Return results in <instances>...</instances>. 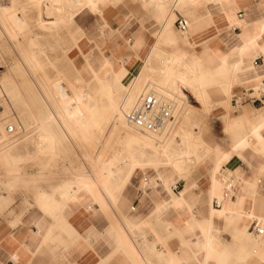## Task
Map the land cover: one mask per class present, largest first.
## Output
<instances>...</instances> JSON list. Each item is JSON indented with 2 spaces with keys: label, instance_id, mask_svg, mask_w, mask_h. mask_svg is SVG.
<instances>
[{
  "label": "crops",
  "instance_id": "1",
  "mask_svg": "<svg viewBox=\"0 0 264 264\" xmlns=\"http://www.w3.org/2000/svg\"><path fill=\"white\" fill-rule=\"evenodd\" d=\"M149 2L112 0L100 15L109 33L129 24L131 35L124 50L131 54H120L122 48L117 50L115 39L103 47L115 56H128L129 73L125 71L123 76L136 74L146 58L154 61L156 56L157 60L158 51H174L180 56L205 52L202 61L207 52H216L227 62L237 60L240 70L257 59L255 68L264 85V46H245L240 37L246 27L252 33L260 29L264 0H178L172 21L159 5H144ZM179 15L190 18L188 41L175 24ZM261 32L258 42L264 44ZM59 33L68 32L62 29ZM136 42L138 49H134ZM254 74L251 70L240 73L230 92L215 93L229 96L235 88L233 111L247 101L264 103V93L251 95L261 86L257 87ZM111 75L114 83V70ZM155 81L164 84L158 77ZM116 82L120 84V78ZM156 82L155 86H161ZM238 95L245 99L235 106ZM207 96L208 92L203 101ZM257 97L262 101H253ZM263 107L257 111L246 107L229 117L231 131H225V124L214 142L203 139L213 149L211 161L185 175L174 168L133 174L124 195L116 203L110 199L107 207L95 200H81L62 207L55 217L39 207L27 213H20L22 208L17 207L12 213L0 214V264H264V231L252 230L255 222L264 228V151L254 131L256 126L260 128L261 121L256 123V119ZM242 135L248 138L240 142ZM166 221L178 226L172 236L163 231Z\"/></svg>",
  "mask_w": 264,
  "mask_h": 264
},
{
  "label": "bare ground",
  "instance_id": "2",
  "mask_svg": "<svg viewBox=\"0 0 264 264\" xmlns=\"http://www.w3.org/2000/svg\"><path fill=\"white\" fill-rule=\"evenodd\" d=\"M35 1L41 5V9L43 10L41 20L44 21V24L48 21L50 27H54L65 20H71L74 15L86 9L92 12L102 11L109 2H112V0ZM210 1L216 0H208V2ZM144 5L150 7L159 5L161 11L168 12L170 21L175 18V9L179 6L178 0H150L149 4L144 3ZM22 11L23 7L19 6L15 0H11L8 4L0 3V38H4L5 42L7 41L11 44L12 48L16 47L17 51L19 50V62L29 75V78L33 77L35 79L34 90L40 93V100L45 104L47 109V116L41 119V121H37L41 129L36 136L38 153H55L60 138L53 130L54 126H41L45 121L48 124L55 123L56 127L66 138L81 143L88 140L98 130H102L105 127L104 123L112 121L114 128L109 139L117 138L120 142L119 147L115 148L109 144L113 148L103 150L95 159L86 153L85 156L89 157L86 160L90 162L91 169L75 172L73 176L62 180L57 188L40 193L38 196L39 204L44 210L53 215L60 213V209L67 204L81 200H95L100 204V207H107L109 200L113 198L116 192L125 187L137 170H142L145 173L148 169L165 170L174 168L177 173L185 175L193 167L192 165L197 164L196 162L201 159L200 151L198 152V149H200L199 142L196 141L198 135L195 136V133L193 134L191 131L180 132L181 130L177 132L175 126L167 133L166 131L144 132L129 123L127 113L137 103L141 92L148 83L147 81L151 79L157 80L158 77L162 82L164 81V84L156 82V85L157 83L158 85L160 84L159 88L163 89L165 87L163 85L167 81H171L173 75H177L186 63L191 62L194 66L195 77L199 79V83L202 84L203 88H199L198 82H194L191 79L190 82L189 78L184 74L179 76L192 84V90L195 91V94L199 93L197 99L199 102L203 101L202 96H205L209 90H213L214 92H230L233 84L238 81L239 74L247 70L255 72L254 79L257 85L262 83L261 74L258 73L254 63L250 67L240 70L237 60L227 62L224 58L218 56L216 52H207L206 60L202 61L206 55L205 52L198 55L180 56L176 52L169 50V52L161 51V53L158 51L160 56H157L159 57L157 60L160 61V64L159 62L156 63L160 66H158L160 69L154 63L156 56L154 61L153 58H151L152 60L150 58L147 60L146 58L139 71L127 82L125 80L128 74L126 76H123V74L125 71L129 73V68L125 64L128 56L123 58L120 65L121 70L118 73L115 72V75H113L116 81L120 78V84H117L116 81L112 82L111 73L114 70L115 58L108 53L103 56L101 61L97 56L86 55L82 66L79 67L76 62H72L73 57L65 56V61L68 62V73L67 69H65L61 70L60 75L64 74L66 78L67 76L70 78L73 75L72 82L69 79L68 82L67 79L64 82L58 77L48 80L46 73L43 72L39 58L32 51L31 42H29L30 37L26 46L22 47L24 41L22 36L24 37L27 33H30L27 27L28 22ZM188 19L190 22V18ZM256 22L260 23L259 21ZM259 28V30L253 33L249 31L248 27L244 28L240 37L245 46L254 43L260 47L264 46V44H259L258 42L262 33L261 31H264V20L260 23ZM188 32H190L189 27L184 31L185 39H183L186 41L189 40L187 36ZM153 50L157 51V49ZM161 50L163 49L161 48ZM152 53L150 55H153ZM154 55L151 57H154ZM151 61L155 65L151 64ZM154 66L159 69V74ZM77 78H80L86 84L77 86ZM93 80L97 81L96 84L92 85L93 93L87 94L85 87L89 86ZM174 80L170 82V85L167 83L169 86L166 90L172 87ZM221 80H225V82H217ZM210 81L213 82L210 83ZM117 85H119V88H117ZM12 87V83L8 82L6 75L4 77L0 76V93H2L0 94V100H4L1 95L8 93ZM121 87L125 89L124 93H121L119 90ZM7 105H3L4 109L0 110L1 130L7 121L8 113L13 112L14 109L13 104L9 103ZM260 112L261 114L257 117L256 123L260 120L261 125L260 128L256 126V130L254 131H256V140H260L261 143L263 142L260 148L264 151V107ZM174 130L180 134L179 139H176L177 136H175ZM248 136H250V133ZM246 138L242 135L240 142H243ZM240 142L237 146L241 144ZM23 146L25 145L18 143V139L10 141L7 145H3L2 150H0V161L6 165L7 170H15L14 166L10 164L11 159L16 156L17 151ZM108 151H110V155L106 157ZM219 163L216 164L220 165ZM262 169H264V164ZM173 228L176 231L178 226L174 225Z\"/></svg>",
  "mask_w": 264,
  "mask_h": 264
},
{
  "label": "rangeland",
  "instance_id": "3",
  "mask_svg": "<svg viewBox=\"0 0 264 264\" xmlns=\"http://www.w3.org/2000/svg\"><path fill=\"white\" fill-rule=\"evenodd\" d=\"M10 1L11 0H0V3L8 4ZM15 1L19 6L23 7L22 13L28 22L27 27L30 32L27 33L26 36H22L24 40L22 47L24 48L26 46L30 37L31 39L29 42H31L32 51L39 58L43 72L46 73L48 80H53L57 77L64 82L66 79L67 82L68 79L70 81L73 80V75H71L70 78L68 76L66 78L64 74L60 75L61 70L65 69H67L66 71L68 73V62L65 61V56L70 58L73 57L72 62L81 65L86 55L97 56L101 61L103 56L108 53L115 58L114 71L118 73L121 70V60L127 55L115 56L103 47H107L110 41L115 39L117 50L122 48L118 51L120 54L126 52L130 53L128 49L127 51L124 50L126 48V38H130L131 35L128 33L130 31V29L128 30L129 24L125 23L122 27L114 29L113 32L110 31L111 33H109V29L106 30V23H102L100 20V15H102L103 10L92 12L86 9L74 15L71 20H65L54 27H50L48 21L44 24V21L41 20L43 10L41 9V5L35 0ZM116 1L117 0H114V2ZM121 1L124 2L126 0H119V2ZM62 29H66L68 33L64 35L59 33ZM7 43L8 42H5L4 38H0V76L4 77V75H6L8 82H11L13 87L8 93L1 95L4 100H0V110L4 109V107H2L3 105L6 106L7 104L9 105V103L13 104L14 109L13 112L11 111L8 113V118L3 129L1 130L0 128V150H2L1 148L3 145H7V143L15 139H18L19 144H24L25 146L20 148L16 156L11 159L10 164L14 166V171L7 170L6 165L0 161V214L12 213L17 207L22 208L20 213H27L31 208L39 207L43 209L39 204L38 196L40 193L45 190L57 188L62 180L73 176L75 172L91 169L90 162L86 160L89 158L85 156L86 153L90 154L92 156L91 158L95 159L103 150L105 151L109 148H113L110 147L109 144L115 148L119 147L120 142L117 138L112 140L109 139L114 128L112 121L104 123L103 125L105 127L102 129L103 131L98 130L97 133L82 143L66 138L56 127L55 123L48 124V122L45 121L41 126H54L53 130L60 138L55 153L39 154L36 146V136L41 129L37 121H41V119L47 116V109L45 104L40 100V93L34 90L36 84V82H34L35 79L33 77L29 78V75L19 62V50L17 51L16 47L12 48L11 44ZM106 44L107 46H105ZM62 46L64 47L63 49ZM84 47H87V49H84ZM138 48L139 46L136 42L134 49ZM136 54L137 56H141L137 52ZM145 55L146 52L144 57ZM194 73V66L191 62H188L177 75L171 77V81L174 80V78L175 80L181 78L180 76L184 74L189 80L191 79L194 82H198L199 88L202 89L203 86L199 83V79L195 77ZM133 75L134 74H129L125 82L130 80ZM151 81L154 82L155 80L151 79ZM171 81H167V83L170 85ZM96 82L97 81L93 80L90 82L89 86L85 87L87 94L93 93L92 85L96 84ZM167 83L163 85L165 86L163 89L168 88L169 85ZM84 84L86 83L80 78L76 79L77 86ZM259 86L260 85L257 87ZM117 88H119V85H117ZM119 90L121 93L125 92V89L122 87ZM248 90L251 92L250 89ZM234 92H236L235 88L229 96L220 97L217 96L213 90H209L208 96L202 102L197 100L199 93H196L193 98L181 106V113L179 121L175 125V130L177 132L180 130V132L188 130L193 134L195 133V136L198 135L196 141L200 144L199 151L202 155L201 159L196 162L197 164L192 165L193 167L190 168L188 173L200 163L212 160L214 155L213 149L203 139L210 143L214 142L217 133L225 124V131H231L232 125H230L231 122L228 120L229 117L239 114L246 107H250L257 111V109L264 106V103L261 102L252 103L247 101L239 110L233 111L234 109L231 101ZM263 93L264 85H261L255 90V93L251 95L260 96V94ZM9 124L13 127V131L9 129ZM175 130L173 132L174 134L176 133V139H179L180 134L175 132ZM11 134L13 135L9 137L8 135ZM19 139L21 140L19 141ZM108 152L106 153V157L110 155V151ZM152 173V169H148L145 173L142 170H137L135 172V174ZM124 188L116 192L113 198H111L113 203L117 202L120 195H124ZM69 205L70 204L64 206L63 209L67 208ZM104 212L107 213L106 211ZM118 212L121 213L119 210ZM44 213L51 217H55L46 210H44Z\"/></svg>",
  "mask_w": 264,
  "mask_h": 264
},
{
  "label": "built area",
  "instance_id": "4",
  "mask_svg": "<svg viewBox=\"0 0 264 264\" xmlns=\"http://www.w3.org/2000/svg\"><path fill=\"white\" fill-rule=\"evenodd\" d=\"M175 24L181 31H186L189 27V19L179 15ZM257 59L254 60L256 64ZM195 94L192 84L182 78L174 80L169 90L160 89L155 85L147 84L135 103L132 110L127 113V120L131 125L144 132H169L179 121L181 105L186 104ZM244 95L236 96L235 106H240L244 101ZM253 101H262L260 97L252 98ZM10 130H14L11 124ZM174 224L166 221L163 231L167 236L175 233ZM252 230L256 233H263L264 228L255 222Z\"/></svg>",
  "mask_w": 264,
  "mask_h": 264
}]
</instances>
